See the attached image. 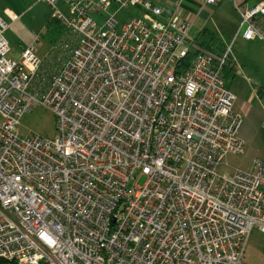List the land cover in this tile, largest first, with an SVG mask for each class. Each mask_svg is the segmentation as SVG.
<instances>
[{
	"label": "built area",
	"instance_id": "1",
	"mask_svg": "<svg viewBox=\"0 0 264 264\" xmlns=\"http://www.w3.org/2000/svg\"><path fill=\"white\" fill-rule=\"evenodd\" d=\"M185 1L42 0L64 26L43 59L36 44L12 56L6 33L20 17L0 14V258L243 264L254 230L264 234V160L218 172L246 146L223 75L238 37L221 55L202 48ZM232 3L238 36L264 42V1ZM129 7L140 14L120 23ZM38 107L56 116L55 138L20 134Z\"/></svg>",
	"mask_w": 264,
	"mask_h": 264
},
{
	"label": "rangeland",
	"instance_id": "2",
	"mask_svg": "<svg viewBox=\"0 0 264 264\" xmlns=\"http://www.w3.org/2000/svg\"><path fill=\"white\" fill-rule=\"evenodd\" d=\"M204 7L205 8L201 11L204 14L200 18H196L198 19L197 24L205 20V27L212 31L220 41L223 43L226 42V46L231 45L234 39L238 37L232 50L233 58L239 59L244 52L252 48L249 58L256 63L257 47L260 42H246L242 39L241 35L238 36L241 21L233 6L232 0H223L218 5ZM59 8L60 11L67 14L66 6L60 5ZM7 9L12 10L20 17L19 20L10 22V27L6 33L13 48L12 56L18 59L23 49L36 44L38 57L42 59L46 57L52 45L61 39L60 36L63 30L61 27L59 33L55 34L56 37L54 40L57 41L52 43L49 38L47 25L49 20L53 17V10L44 4L42 0H0V14L2 16H4V11ZM138 12L139 9L137 8H124L120 11L118 19L120 23H125L130 18L138 15ZM193 23L194 27L192 34L196 36L201 29H199L195 22ZM37 40L39 43H37ZM220 41L218 40L214 45H216V47H221ZM254 43H256L255 46ZM262 44L261 42V45ZM229 65L232 64L229 63ZM19 132L24 137L34 134L43 138L53 139L57 135L56 116L48 108L38 107L23 116ZM261 135L264 136L262 133ZM262 136L257 138L253 146L255 150L260 149L262 145H264V138ZM251 167L248 155H229L218 168V172L221 175L232 176L238 170L250 173ZM144 181L145 178L141 177L137 180V184L143 185ZM243 264H264V234L259 230H254L250 238Z\"/></svg>",
	"mask_w": 264,
	"mask_h": 264
},
{
	"label": "crops",
	"instance_id": "3",
	"mask_svg": "<svg viewBox=\"0 0 264 264\" xmlns=\"http://www.w3.org/2000/svg\"><path fill=\"white\" fill-rule=\"evenodd\" d=\"M151 1L167 7L173 4V0ZM243 1L246 3L245 5L252 6L264 0ZM203 3L204 0H186L179 10L180 17L188 22H195L197 24L198 19L196 18H200L204 14L201 12ZM138 14H140V12H138ZM205 23V20L199 22L197 24L199 29H208L205 27ZM224 43L227 45L226 42ZM262 43L261 45L260 42L257 47V62L255 63L249 58L252 52V48H250L247 52H244L239 59L234 58L237 61L236 65H234L236 72H229L226 79L228 88L235 97L234 109L236 112L244 115V121L239 135L246 146L245 152L241 156L248 155V159H250V164L252 166L251 168H253L255 160H264V150H262L264 149V145L258 150H255L253 147L257 138L262 136L261 133L264 135V42ZM255 44L256 43H254V46ZM239 65L241 72L237 71ZM262 137L264 138V136Z\"/></svg>",
	"mask_w": 264,
	"mask_h": 264
},
{
	"label": "trees",
	"instance_id": "4",
	"mask_svg": "<svg viewBox=\"0 0 264 264\" xmlns=\"http://www.w3.org/2000/svg\"><path fill=\"white\" fill-rule=\"evenodd\" d=\"M61 24V25H59ZM62 27V32H61V36L62 37L63 33H64V26L62 25V23H60L58 20L51 18L48 22L47 25V29H48V34H49V38L50 41L52 43H55L57 40H54V38L56 37V33H59V30ZM198 42L201 44V47L212 51L213 53L217 54V55H221L222 53L225 52V48L226 45L220 41V39L209 29H204V30H200V33L197 37ZM218 40L220 41V45L221 47H216V45H214L215 43L218 42ZM233 71L234 73L236 72L235 67L233 65H227L223 71V75L225 80L227 79V74L229 72ZM0 264H16L15 262H10L7 260H4L2 258H0Z\"/></svg>",
	"mask_w": 264,
	"mask_h": 264
}]
</instances>
